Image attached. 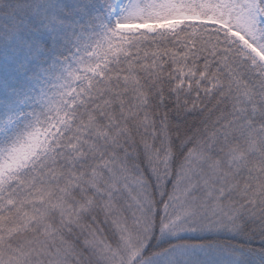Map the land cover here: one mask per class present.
Segmentation results:
<instances>
[{"label":"snow or ice","instance_id":"obj_1","mask_svg":"<svg viewBox=\"0 0 264 264\" xmlns=\"http://www.w3.org/2000/svg\"><path fill=\"white\" fill-rule=\"evenodd\" d=\"M74 7L0 111V264H264V0Z\"/></svg>","mask_w":264,"mask_h":264},{"label":"trees","instance_id":"obj_2","mask_svg":"<svg viewBox=\"0 0 264 264\" xmlns=\"http://www.w3.org/2000/svg\"><path fill=\"white\" fill-rule=\"evenodd\" d=\"M76 3L77 0H0V111H3L13 93L21 92L22 79H17V74L21 78L17 66L22 62L18 59V51L23 50V58L26 60V50L20 45L28 35L27 30L50 34L67 33L71 37L56 53V67L51 74H56L65 58L72 56L81 38L94 30L95 26L89 22L88 17L76 14ZM19 94L16 107L21 110L22 104L18 103L22 93ZM22 110L26 112L30 109L23 107Z\"/></svg>","mask_w":264,"mask_h":264},{"label":"rangeland","instance_id":"obj_3","mask_svg":"<svg viewBox=\"0 0 264 264\" xmlns=\"http://www.w3.org/2000/svg\"><path fill=\"white\" fill-rule=\"evenodd\" d=\"M74 30V29H73ZM86 37H82L81 40H80V43L86 39ZM27 57V56H26ZM18 59L24 63L25 60L23 58V50H19L18 51ZM61 69H58L57 72H59ZM21 73V72H20ZM52 76H54L55 74H51ZM30 75L28 74H25V73H21V78L18 77V74H17V79H22V82H21V86H22V89H21V92L19 93H24L25 90H28V91H31L32 90V85L30 84V79H29ZM36 90L38 91L39 90V86H36ZM19 105L23 104V95L18 103Z\"/></svg>","mask_w":264,"mask_h":264}]
</instances>
